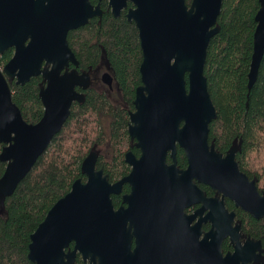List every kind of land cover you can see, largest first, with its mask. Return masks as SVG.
I'll list each match as a JSON object with an SVG mask.
<instances>
[{"label": "water", "instance_id": "obj_1", "mask_svg": "<svg viewBox=\"0 0 264 264\" xmlns=\"http://www.w3.org/2000/svg\"><path fill=\"white\" fill-rule=\"evenodd\" d=\"M101 1L95 6L90 0H0V55L14 49L0 68V162L6 164L0 209L62 131L73 104L85 102L77 89L88 90L91 77L79 72L68 35L102 17ZM108 1L115 18L133 4L127 19L138 29L143 61L129 135L142 155L138 159L128 152L132 170L112 184L97 170L98 154L90 152L81 166L86 182L76 180L50 209L31 235L28 259L33 264H77L80 255L81 264H247L251 258L240 250L222 253L228 214L218 196L262 220L264 194L258 180L240 169L238 146L224 155L209 141L218 115L205 66L210 42L220 32L224 0H192L190 6L186 0ZM259 3L249 90L264 57V0ZM36 77L43 79L39 96L44 115L29 124L13 101L10 81L24 86ZM103 81L111 86L110 74ZM178 148L185 152V169L178 166ZM194 181L217 191L213 201L222 211H213L214 228L202 241L184 226L189 219L184 209L206 200ZM124 184L132 186L123 199L128 207L116 209L111 196L120 194ZM257 250L263 252L260 242Z\"/></svg>", "mask_w": 264, "mask_h": 264}, {"label": "trees", "instance_id": "obj_2", "mask_svg": "<svg viewBox=\"0 0 264 264\" xmlns=\"http://www.w3.org/2000/svg\"><path fill=\"white\" fill-rule=\"evenodd\" d=\"M97 5L99 0H90ZM192 0H186L190 6ZM131 6V4H129ZM103 15L69 32L68 42L80 64V71L100 66L105 58L112 68L116 84L125 102L117 106L109 97L86 91L83 104L74 103L62 131L54 138L47 152L0 209V264H33L28 259L31 235L44 221L50 209L82 179L81 166L90 152L103 149L98 169L110 181L125 177L130 168L125 163L126 140H129V111L133 110L136 89L141 85L140 66L143 52L136 25L126 15L115 18L108 1L101 2ZM259 0H224L218 25L220 32L211 40L205 66L208 90L216 107L217 119L210 125V143L224 155L234 145L239 147L237 162L251 179H257L264 194V57L257 82L248 89V75L253 55L255 17ZM14 49L1 56L5 66ZM13 101L29 124H37L44 115L40 90L42 77L32 78L24 86L10 81ZM109 126V131L106 130ZM3 145L0 144V152ZM178 166L187 167L185 152L178 148ZM6 164L0 162V178ZM115 206L120 202L113 197ZM255 235L264 241V219L256 220ZM73 244L71 248H73ZM77 264L82 263L80 255Z\"/></svg>", "mask_w": 264, "mask_h": 264}, {"label": "flooded vegetation", "instance_id": "obj_3", "mask_svg": "<svg viewBox=\"0 0 264 264\" xmlns=\"http://www.w3.org/2000/svg\"><path fill=\"white\" fill-rule=\"evenodd\" d=\"M108 4H109V1H108ZM129 4H131V3H129ZM100 7H101V3H100ZM132 7H133V4H131V6L129 5L128 9H124L119 17L123 16V14L126 15V17H127L128 10ZM111 13H112V10H111ZM96 18H99V17H96ZM129 23H132V22H129ZM103 59L106 61L105 67H103L100 64V66H98L95 69H91L90 71H80V69H79L80 73L88 72L90 74V77H91V86L86 91L90 90V91L96 92L98 94L106 95L109 97L110 102H112L113 104H117V103H115L113 95H115V93H119V96H120L119 100L121 102L125 103L123 98H122L121 93L119 92L120 89H119L118 85L116 84V78H115V75L113 73L112 68L109 66L107 60L105 58H103ZM101 63H102V61H101ZM72 68H74V66L70 67V69H72ZM105 73L110 74V76L112 77V85L111 86L104 83V81H103V76ZM77 91L79 93H83L85 95V101H86V91H83L82 89H79V88L77 89ZM135 97H136V94H135ZM83 103H79V104H83ZM117 106H120V105L118 104ZM130 112H135L134 101H133V110L129 111L128 135H129V128L131 125ZM106 130H107V132L109 131L108 125H106ZM126 141L127 142H125V143H126L127 149L124 153L125 163H126V154L128 152H132L139 159L142 155V152L140 149H138L136 147L137 141L136 140L132 141L130 135H129V140H126ZM94 151L98 154V161L101 159V157L106 160V155L104 156L103 149L101 147H98ZM98 161H97V166H98ZM168 163L169 164L171 163L170 158L168 159ZM127 166L130 168L129 173L127 174V175H129L131 170H132V167L129 164H127ZM182 169H185V168H182ZM97 170H103V169H98V167H97ZM104 174L106 175L105 172H104ZM123 178H120L117 181H110V179H109V181H110V183L114 184V183L122 180ZM83 182H86V181H83ZM194 183L203 192V194H204L203 198H205L206 200H205V202H200V201L195 202L193 205L191 204L190 207L185 208L184 214L186 217H189V219L187 222H185V224L184 223H182V224H184L185 229L191 235L199 233V241H202L205 238V236L207 234L211 233V231L214 228L213 221L211 219V214L213 213L214 210H218L221 214H222V211H221V207H220L221 204L216 205V203H214V201H213V199L217 198V196H218L217 191L212 189L208 185L199 184L196 181H194ZM131 191H132V186L130 184H124L120 194H117V195L113 194L111 196L112 201H113V197H115V198H117V201L120 202L118 206L114 205V207L116 209H119L122 206L128 207V205H125L123 203V199H124V196L131 194ZM218 198H219L218 200L220 202L224 203V209L227 211V214H228V216L224 217V219H223L225 232L228 234V235H226V237L224 238L223 243H222L223 255L224 256L232 255V254H235L237 251L240 250L247 257L251 258V260L248 261L247 264H264V241L260 237L255 235L257 226H255V224H253V226H252L250 221L246 218L245 214H247V215H250V214H248L247 212H245L241 208H238L231 199H229L227 197L224 198L222 195H219ZM113 204H114V202H113ZM231 215H233V216L231 217ZM247 242H249V243L247 244ZM258 242L261 243V248L263 250L262 253L260 252V250H257ZM133 246H135V240L133 242ZM240 264H244V262L241 261Z\"/></svg>", "mask_w": 264, "mask_h": 264}, {"label": "rangeland", "instance_id": "obj_4", "mask_svg": "<svg viewBox=\"0 0 264 264\" xmlns=\"http://www.w3.org/2000/svg\"><path fill=\"white\" fill-rule=\"evenodd\" d=\"M101 65H102L103 67L106 66V61H105L104 59L102 60ZM113 96H114L115 103H117V104H119V105H121V106H124V105H125V103H123V102H121V101L119 100V98H120L119 93H115V95H113Z\"/></svg>", "mask_w": 264, "mask_h": 264}, {"label": "built area", "instance_id": "obj_5", "mask_svg": "<svg viewBox=\"0 0 264 264\" xmlns=\"http://www.w3.org/2000/svg\"><path fill=\"white\" fill-rule=\"evenodd\" d=\"M1 56L2 55H0V68L2 69L4 66L1 65L2 64V62H1Z\"/></svg>", "mask_w": 264, "mask_h": 264}]
</instances>
